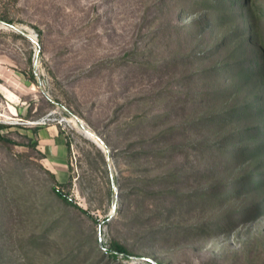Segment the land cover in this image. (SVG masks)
<instances>
[{
	"label": "rangeland",
	"instance_id": "rangeland-1",
	"mask_svg": "<svg viewBox=\"0 0 264 264\" xmlns=\"http://www.w3.org/2000/svg\"><path fill=\"white\" fill-rule=\"evenodd\" d=\"M191 1L0 0V264H264L257 196L199 200L225 79L198 75Z\"/></svg>",
	"mask_w": 264,
	"mask_h": 264
},
{
	"label": "trees",
	"instance_id": "trees-1",
	"mask_svg": "<svg viewBox=\"0 0 264 264\" xmlns=\"http://www.w3.org/2000/svg\"><path fill=\"white\" fill-rule=\"evenodd\" d=\"M183 10L190 20L184 27L191 35H216L214 45L196 56L203 62L215 55L216 63L198 71V75L202 80L211 75L225 79L209 98L200 93L210 102L223 103H218L214 114L207 113L196 121L214 137L207 148L219 154L221 165L215 173L213 167L201 171L208 189L199 200L219 207L235 198L255 195L259 200L255 197L253 207L264 210V0H192ZM232 96L237 101H231ZM4 127L0 124V131ZM49 172L54 194L64 203L77 206L64 190L67 184ZM237 220L224 217L201 225V229L227 230ZM110 252L116 257L130 254L118 241L111 242Z\"/></svg>",
	"mask_w": 264,
	"mask_h": 264
},
{
	"label": "bare ground",
	"instance_id": "bare-ground-1",
	"mask_svg": "<svg viewBox=\"0 0 264 264\" xmlns=\"http://www.w3.org/2000/svg\"><path fill=\"white\" fill-rule=\"evenodd\" d=\"M97 141V140H96ZM102 145V144H101ZM102 147V146H101Z\"/></svg>",
	"mask_w": 264,
	"mask_h": 264
}]
</instances>
